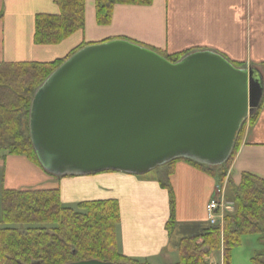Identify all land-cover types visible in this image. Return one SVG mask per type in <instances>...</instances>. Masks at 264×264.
<instances>
[{
	"label": "crops",
	"instance_id": "1",
	"mask_svg": "<svg viewBox=\"0 0 264 264\" xmlns=\"http://www.w3.org/2000/svg\"><path fill=\"white\" fill-rule=\"evenodd\" d=\"M56 1L0 0V63L51 62L82 45L126 39L167 54L191 49L217 52L233 64L256 67L264 88V0L114 4L107 25L96 23L95 0H84L82 30L55 45L34 44L35 17L58 15ZM252 116L253 120L249 119L242 128L240 145L230 166L228 183L234 186L243 173L264 180V89L260 106ZM169 166L166 173H171L163 179L159 170L156 177L119 171L56 177L23 156L8 155L0 159V195L6 189L57 187L65 206L116 200L120 253L148 264H175L181 241L200 237L208 228L207 205L218 181L185 160H176ZM169 190L173 194L172 208Z\"/></svg>",
	"mask_w": 264,
	"mask_h": 264
},
{
	"label": "water",
	"instance_id": "2",
	"mask_svg": "<svg viewBox=\"0 0 264 264\" xmlns=\"http://www.w3.org/2000/svg\"><path fill=\"white\" fill-rule=\"evenodd\" d=\"M263 89L256 69L236 68L209 50L172 63L124 39L91 44L35 91L30 141L41 167L55 176L142 175L179 158L217 166Z\"/></svg>",
	"mask_w": 264,
	"mask_h": 264
},
{
	"label": "trees",
	"instance_id": "3",
	"mask_svg": "<svg viewBox=\"0 0 264 264\" xmlns=\"http://www.w3.org/2000/svg\"><path fill=\"white\" fill-rule=\"evenodd\" d=\"M56 2L60 8L58 15L38 14L35 17L34 44L55 45L83 29L84 0ZM150 2L95 0L96 23L107 25L110 22L114 4L146 5ZM83 46L51 62L0 63V159L18 155L41 167L29 136L28 118L32 97L44 80ZM153 50L172 63L191 51L167 54ZM252 120L253 116L250 117ZM241 134L242 129L227 160L217 166L221 170L235 156ZM174 161L166 163V166ZM185 161L211 173L212 168L209 166L188 159ZM224 176L225 171H221L220 178ZM161 184L168 187L165 182ZM233 194L235 209L232 214L224 216L221 231L209 227L200 238L183 239L178 249L179 260L175 264H206L208 252L220 249L223 252V264H230V252L240 244L243 236L254 234L264 238V180L243 173ZM169 197L172 208L174 202L171 190ZM0 201V264H66L85 260L148 264L119 253L117 228L120 217L116 200L85 201L72 208L60 202L59 190L55 187L2 190ZM253 261L264 264V249L257 253Z\"/></svg>",
	"mask_w": 264,
	"mask_h": 264
},
{
	"label": "rangeland",
	"instance_id": "4",
	"mask_svg": "<svg viewBox=\"0 0 264 264\" xmlns=\"http://www.w3.org/2000/svg\"><path fill=\"white\" fill-rule=\"evenodd\" d=\"M233 159L231 160L230 164L226 168H222V170L220 167H214L210 169L211 171L210 174L215 176L217 178L218 184H220V191H218V186L217 188L215 186L213 190V196H215V198H218V201L221 204V211L224 214V216L227 214H232L235 209L233 191L237 185L234 186L228 183L229 170ZM156 168L157 169L154 168L146 174H148L150 177H156L155 175L157 173V170H159L160 172L159 177L163 179L164 175L167 174L166 171L170 170V166L162 167V168L156 167ZM221 171H225V176L223 179L220 178ZM222 188L224 189V191H221ZM200 241L201 240H198V242ZM263 249H264V238H261L254 234L245 235L241 238L240 244L234 247L230 252V264H256L253 260L256 257L257 253H260L261 251H263ZM222 257L223 256L221 250H210L209 253L207 254L205 261L206 264H222L221 263ZM175 259L177 262L179 256L178 258ZM124 264H128V262H125Z\"/></svg>",
	"mask_w": 264,
	"mask_h": 264
},
{
	"label": "built area",
	"instance_id": "5",
	"mask_svg": "<svg viewBox=\"0 0 264 264\" xmlns=\"http://www.w3.org/2000/svg\"><path fill=\"white\" fill-rule=\"evenodd\" d=\"M221 208V204L217 200H211L208 205V217L211 224L215 223L216 214L215 212Z\"/></svg>",
	"mask_w": 264,
	"mask_h": 264
}]
</instances>
